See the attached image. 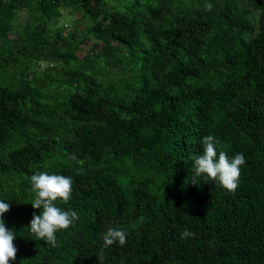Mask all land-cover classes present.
<instances>
[{
  "label": "trees",
  "instance_id": "obj_1",
  "mask_svg": "<svg viewBox=\"0 0 264 264\" xmlns=\"http://www.w3.org/2000/svg\"><path fill=\"white\" fill-rule=\"evenodd\" d=\"M207 135L244 154L235 191L194 176ZM40 172L73 181L55 247ZM0 201L9 264H264V0H0Z\"/></svg>",
  "mask_w": 264,
  "mask_h": 264
},
{
  "label": "clouds",
  "instance_id": "obj_2",
  "mask_svg": "<svg viewBox=\"0 0 264 264\" xmlns=\"http://www.w3.org/2000/svg\"><path fill=\"white\" fill-rule=\"evenodd\" d=\"M212 7L211 3H206L204 10L210 12ZM215 144L214 136L203 137V153L194 157L193 161L194 176H205L208 181L218 182L225 190L235 191L240 178L241 166L246 162L245 156L243 153H237L230 159L223 151L217 154ZM70 158L75 160L76 156L70 155ZM30 183L31 191L34 193V198L30 203L34 209H40V214L33 213L28 228L37 240H44L46 244L55 247L57 246L56 232L68 229L79 219L77 212L62 210L54 203L57 200L68 203L72 194V178L61 174L40 172L30 177ZM8 210L9 204L0 201V217ZM15 235V232L7 228L3 219L0 218V264H9L11 260H15L17 252L13 243ZM194 235L195 233L185 229L181 233V238ZM102 241L98 256L100 260L104 259V249L114 243L124 246L127 242V233L119 228L109 227L103 234Z\"/></svg>",
  "mask_w": 264,
  "mask_h": 264
},
{
  "label": "rangeland",
  "instance_id": "obj_3",
  "mask_svg": "<svg viewBox=\"0 0 264 264\" xmlns=\"http://www.w3.org/2000/svg\"><path fill=\"white\" fill-rule=\"evenodd\" d=\"M63 16V15H62ZM61 16V17H62ZM76 16H79L77 13H75V16L74 17H76ZM58 18V20H57V24H56V26H58L59 27V21L62 19V18ZM78 18V17H77ZM79 19V18H78ZM18 21H22L23 20V18L22 17H19L18 19H17ZM63 23L66 25V28L68 27L69 29H71L72 27H73V25H74V19L73 18H71L70 16H66L65 17V20L63 21ZM79 24V27L80 28H82V26H83V24H84V22H81V23H78ZM64 26V25H63ZM64 32V31H63ZM84 52V48H82V49H80V50H77L76 51V56H80L82 53ZM55 64V63H54ZM40 68H43V66L42 65H40L39 66Z\"/></svg>",
  "mask_w": 264,
  "mask_h": 264
}]
</instances>
